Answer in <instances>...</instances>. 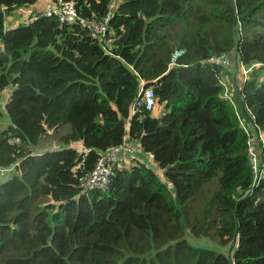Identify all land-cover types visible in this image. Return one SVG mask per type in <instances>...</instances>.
Returning a JSON list of instances; mask_svg holds the SVG:
<instances>
[{
	"label": "trees",
	"instance_id": "trees-1",
	"mask_svg": "<svg viewBox=\"0 0 264 264\" xmlns=\"http://www.w3.org/2000/svg\"><path fill=\"white\" fill-rule=\"evenodd\" d=\"M39 1L0 0V95L12 88L0 264H264V179L253 187L242 125L264 132V0H63L88 20L110 14L105 41L43 14L6 27ZM233 54L251 69L235 102L223 84ZM143 87L155 114L131 116ZM50 134L58 146L40 150ZM126 136L163 177L133 158L106 191H84ZM188 230L235 249L195 247Z\"/></svg>",
	"mask_w": 264,
	"mask_h": 264
},
{
	"label": "built area",
	"instance_id": "built-area-1",
	"mask_svg": "<svg viewBox=\"0 0 264 264\" xmlns=\"http://www.w3.org/2000/svg\"><path fill=\"white\" fill-rule=\"evenodd\" d=\"M44 9L42 11L35 12V9L21 10L25 16H27V23L34 21L39 14H43L47 17H57L62 24L76 25L79 24L82 28H87L92 32V36L105 41V35L107 31V24L110 20V14L104 18L102 21L88 20L80 16L77 11L75 2H66L63 0H49L46 2ZM183 52H176L173 61L181 56ZM221 63L224 65L228 63V60L221 58ZM219 64V62H217ZM224 84V83H223ZM225 85V84H224ZM226 87V85H225ZM227 95V94H226ZM228 97V96H227ZM157 101L155 96V91L152 87H143L139 94V98L131 109V116L136 113L145 111L147 113H154L157 107ZM242 125L250 134L249 139V158L253 166V187L260 184L264 179V150L263 152H258L254 148V143L256 140L261 139V131L254 126L247 127L243 122ZM252 131L255 133L257 139L252 138ZM262 144L260 141L259 144ZM143 154L145 158L153 161V155L147 154L143 151L138 142L130 141L126 136L123 143L119 146H114L106 151L102 152L95 169L89 175H85L80 178V185L84 191L89 190H101L106 191L111 183L112 176L115 174L118 167L127 165L131 159L139 157ZM3 174L6 173L9 176L12 169L0 170Z\"/></svg>",
	"mask_w": 264,
	"mask_h": 264
},
{
	"label": "rangeland",
	"instance_id": "rangeland-1",
	"mask_svg": "<svg viewBox=\"0 0 264 264\" xmlns=\"http://www.w3.org/2000/svg\"><path fill=\"white\" fill-rule=\"evenodd\" d=\"M44 1H46V0H40L39 1L40 7L45 5V4L43 5ZM27 19H28L27 16H25V15L23 16L22 14L15 12L7 18L6 27L11 28V27L17 26L18 24L25 23ZM2 46L3 45L0 43V49L2 48ZM228 58H229V60L232 58L231 61H233L234 65L228 66L229 63L227 64L226 67H227L229 73L223 77V83L226 85V93H227L228 99H230L231 101H234L235 94H236V91H235L236 84L237 83L241 84L242 81L245 80L250 75L251 69H248L247 67H245L243 65L240 66V69H239L238 65H237V60L235 59L234 54ZM233 75H235V77L237 75V81L234 80ZM11 92H12V88L7 89L5 92H3V94L0 95V131L2 129H4L9 124L8 123L9 119H8V116L5 112V104L7 103L8 97L10 96ZM236 107L238 108L237 104H236ZM159 110H160V107H159ZM160 111H162V108ZM60 131L63 134H67L71 131V128H70V126H66ZM251 137L257 139V137L253 131H252ZM260 137H261V139H258L255 141L254 148L258 152H263V150H264V132H261ZM57 140H58L57 137H54V135L52 136L50 134L45 139V141L41 143L40 150H43V149L48 150V149H53V148L57 147L59 144V142ZM260 141L262 142V144L261 143L259 144ZM77 147L79 149H81L82 144H77ZM138 159L141 162L152 166L159 173V175L161 177H163V174L159 171V169L157 168V165H155L154 162H151L149 160V158L145 159L143 154H140V157H138ZM1 175L8 176L6 173H4V174L1 173ZM170 187H172V186H170ZM185 238L189 241V243L191 245H193L195 247L212 249V250H215L218 252H223L226 255H231L233 253L232 252L233 249H235V246L233 247V245H235V243H233L232 245H230L228 247H222L218 243H216V242H214L208 238H204V237L198 238V237L193 236L189 230L186 232Z\"/></svg>",
	"mask_w": 264,
	"mask_h": 264
},
{
	"label": "crops",
	"instance_id": "crops-1",
	"mask_svg": "<svg viewBox=\"0 0 264 264\" xmlns=\"http://www.w3.org/2000/svg\"><path fill=\"white\" fill-rule=\"evenodd\" d=\"M47 1H49V0H46V1H44L43 2V5L44 4H46V2ZM40 5H39V3L37 4V5H35V6H33V7H31V8H33V9H40V7H39ZM45 6V5H44ZM25 10V9H24ZM242 84V83H241ZM9 123V122H8ZM75 147H77V144H75ZM144 156V155H143ZM139 157H140V155H139ZM144 158H145V156H144ZM146 159V158H145Z\"/></svg>",
	"mask_w": 264,
	"mask_h": 264
},
{
	"label": "clouds",
	"instance_id": "clouds-1",
	"mask_svg": "<svg viewBox=\"0 0 264 264\" xmlns=\"http://www.w3.org/2000/svg\"><path fill=\"white\" fill-rule=\"evenodd\" d=\"M226 59L228 60V58L226 57Z\"/></svg>",
	"mask_w": 264,
	"mask_h": 264
},
{
	"label": "water",
	"instance_id": "water-1",
	"mask_svg": "<svg viewBox=\"0 0 264 264\" xmlns=\"http://www.w3.org/2000/svg\"><path fill=\"white\" fill-rule=\"evenodd\" d=\"M235 245H233V247H234Z\"/></svg>",
	"mask_w": 264,
	"mask_h": 264
}]
</instances>
